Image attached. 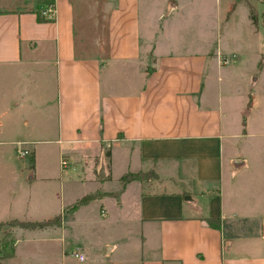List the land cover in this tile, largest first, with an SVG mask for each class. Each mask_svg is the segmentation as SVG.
Wrapping results in <instances>:
<instances>
[{
	"label": "crops",
	"instance_id": "obj_1",
	"mask_svg": "<svg viewBox=\"0 0 264 264\" xmlns=\"http://www.w3.org/2000/svg\"><path fill=\"white\" fill-rule=\"evenodd\" d=\"M216 1L234 39L200 42L197 32L180 47L173 34L189 13L193 23L209 19L204 0H53L55 19L43 21L50 0H0V145L32 153H16L21 164L9 168L0 152V179L22 192L59 180L63 195L81 184L54 216L63 213L61 225L44 229L99 203L93 221L118 230L101 264H264V163L248 155L264 159L253 145L264 138V0ZM248 31L263 45L240 96L217 72L247 54ZM48 146L55 178L38 175ZM129 173L142 177L125 184ZM73 250L88 258L92 248L63 247L61 264Z\"/></svg>",
	"mask_w": 264,
	"mask_h": 264
},
{
	"label": "rangeland",
	"instance_id": "obj_2",
	"mask_svg": "<svg viewBox=\"0 0 264 264\" xmlns=\"http://www.w3.org/2000/svg\"><path fill=\"white\" fill-rule=\"evenodd\" d=\"M204 1L206 4H209V6H205L204 8L213 11H211L208 20L211 19V16L213 17L215 28H212V25H210L208 20L204 25L203 21L200 20L203 16H199V19L196 18L199 20L198 22L194 19L193 23V16L189 13L187 18L188 20L178 24L174 31L173 40L175 46L180 45L181 47V43H184L189 37H191V35L197 34V32H199L198 41L205 42L211 38L214 39L215 42L217 41L220 45L221 42H225L227 40V36H231L229 32H227L226 29L222 28L220 25L219 17L221 13L220 8L217 5V1ZM159 2L161 4L163 3L162 0H157L156 4L158 5ZM164 2L166 4L167 1ZM193 7L194 8L191 9L193 14H196L197 11L199 12L198 4ZM161 21V25H163V20ZM195 27L199 28V30L195 29ZM156 39L158 41V37H156ZM229 39H234V37L231 36ZM243 40L247 41L244 48V51H246L247 54L244 57H241V59L240 57H236V59L226 58V60H232V62L229 63L228 61L227 65L223 64L225 66H221L219 73L217 72L218 77H224L226 82H233V87L240 90V96H242L243 90L245 89L244 83L248 82L252 72L256 71L255 69L257 68V64L259 62V59L257 60V58L260 55V49L263 45L261 34H258L256 37H250V32L248 31L247 37ZM233 44L228 47L232 48L234 46ZM262 51L264 52V50ZM234 60H236V62H234ZM145 67H148L149 70L154 68L153 64L145 65ZM219 82L221 87L222 81L220 79ZM226 82L223 83V87L225 85V90L227 88ZM252 90L255 92L257 87L253 86ZM262 93L264 97V89H262ZM22 144L23 143H21V149H25ZM257 144L264 147V138H262V140L255 139L253 141L254 147H256ZM48 148L51 151L47 148H39L38 175H46L50 178H55L57 176V169L55 160L53 159L52 151L54 149H52L51 146H48ZM0 152L7 154L5 162L7 167L10 168L14 166L16 168V166L21 164V160H19V157L16 156V153L19 155L18 147H16L15 153L11 146L0 145ZM248 155L251 158L253 166L257 162L264 163V159H259L258 156V159L256 158V149L252 150L250 154L248 153ZM31 156L32 153L29 154L30 158ZM24 160L27 162L29 160L28 156L25 157ZM244 175H246V173ZM59 183V180L55 179L48 182H40L38 180L33 184L31 189L24 188L22 192L17 188L16 184L11 185V183L6 185L0 179V248L2 249V247H4L3 250L5 252H11L9 241L13 238L16 240L15 256L12 259L13 264H61L63 262V254H67L63 251V247L68 250L69 244L72 243H88L91 245L92 251L88 254L86 263H89L90 261L94 262V264H101L105 262V259H103L107 250L105 249V244L106 242L112 241L113 236L118 230H116L117 227L113 224L93 221L94 219L100 218L99 203H93L87 207L84 206L82 209H79L74 216L73 223L64 222L62 228L29 230L19 226H1V224L10 223L13 218H19L25 221H43L52 217L55 219L56 217L54 216L60 211L61 205L64 204V201L71 202L82 192L81 184H67L65 186L67 188V193L63 195V192H60ZM1 185L6 187L7 190L4 191L1 189ZM83 187L85 186L83 185ZM77 205L78 204L70 209H64L63 212H66V210L69 212ZM87 215L89 216V219L87 218L88 220L86 219L81 221L83 220L82 218H85ZM60 216L63 218V213H61ZM87 221H89V223H87ZM6 243H8V245H6ZM10 261V257L2 258L0 256V264H11ZM65 263L82 264L83 262H80L77 258L68 255V260H65Z\"/></svg>",
	"mask_w": 264,
	"mask_h": 264
},
{
	"label": "trees",
	"instance_id": "obj_3",
	"mask_svg": "<svg viewBox=\"0 0 264 264\" xmlns=\"http://www.w3.org/2000/svg\"><path fill=\"white\" fill-rule=\"evenodd\" d=\"M53 2V0H50L49 3ZM250 14H251V18L253 19L254 23L256 24L257 23V17H256V13H255V8L250 5ZM38 17L41 21L43 20H48L46 19L40 11H38ZM108 155L110 154L109 152L107 153ZM32 161H34V158H32ZM142 177V173H138V174H134V173H129L127 175H125L124 177H122V181L123 183H127L131 180H134V179H138ZM86 200L83 199V201H79L77 204L80 205L81 202H84ZM209 222L213 225H219L220 223V220L219 219H209ZM62 223V218L61 216H57L55 219H49V220H44V221H21V220H18V219H13L10 223H4V224H1V226H5V225H10V226H13V227H16V226H19L21 228H25V229H31V230H35V229H44V228H48L50 226H60ZM15 242L16 240L13 238V239H10L9 241V244H10V250L11 252H5L3 250L4 247H2V249L0 248V256L3 258V257H12L15 253ZM6 245H8V243H6Z\"/></svg>",
	"mask_w": 264,
	"mask_h": 264
},
{
	"label": "built area",
	"instance_id": "obj_4",
	"mask_svg": "<svg viewBox=\"0 0 264 264\" xmlns=\"http://www.w3.org/2000/svg\"><path fill=\"white\" fill-rule=\"evenodd\" d=\"M41 14L48 20H54L55 19V14H56V9H55V5H54V2H51V3H48V5H46L44 7V9L42 10ZM112 145L111 142H108L107 143V146L110 147ZM21 143H18V153L20 156L24 157L26 155L29 154V151L26 150V149H21ZM60 165H61V168L63 170H66L69 165H70V162L68 159H66L65 157H62L61 158V161H60ZM102 215L104 216L105 215V212L102 211ZM71 255L75 258H77L79 261L81 262H84L87 260V256L85 253H82L80 252L79 250H73L71 252Z\"/></svg>",
	"mask_w": 264,
	"mask_h": 264
}]
</instances>
